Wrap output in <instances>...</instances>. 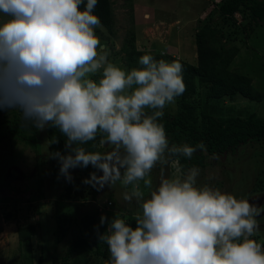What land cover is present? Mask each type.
Returning a JSON list of instances; mask_svg holds the SVG:
<instances>
[{
	"label": "clouds",
	"instance_id": "1",
	"mask_svg": "<svg viewBox=\"0 0 264 264\" xmlns=\"http://www.w3.org/2000/svg\"><path fill=\"white\" fill-rule=\"evenodd\" d=\"M97 2L0 0L6 17L0 18V110H16L24 126L50 125L67 137L69 154L52 156L67 181L70 169L91 165L103 175L93 172L84 182L99 185L98 191L117 182L131 186L123 198L140 205L136 227L115 214L99 237L110 253L105 264H264V245L251 239L260 230L257 218L264 206L198 186L197 167L182 178L161 175L152 189L148 177L157 162L180 155L191 159L205 148L203 143L169 147L158 122L186 90L183 65L151 55L141 56V67L130 71L109 62L95 32L102 26L93 14ZM97 74L98 80L91 78ZM98 134L112 146L110 152L79 146ZM140 181L149 189L148 199ZM106 219L102 216L101 224Z\"/></svg>",
	"mask_w": 264,
	"mask_h": 264
},
{
	"label": "rangeland",
	"instance_id": "2",
	"mask_svg": "<svg viewBox=\"0 0 264 264\" xmlns=\"http://www.w3.org/2000/svg\"><path fill=\"white\" fill-rule=\"evenodd\" d=\"M218 2L219 0H131L130 9L128 0H113L115 35L108 34L103 26L97 27L95 32L101 44L107 47L109 62L127 71L122 62L121 47L130 30L135 33L137 49H147L195 64V32L205 23L215 25L219 29L220 45L225 48L232 45L239 47L231 69L249 75L254 87L264 94V20L257 26L254 25L252 30H246L247 21L235 14L237 22L224 24L217 12ZM0 18L6 19L3 14H0ZM238 20L241 21L240 24ZM91 78L98 80L99 74ZM202 95L198 92L196 97L199 99V112L201 109H209L211 115L221 118L246 119L251 115L264 118V99L250 101L236 96L232 100L224 98L215 101L214 105L203 106ZM164 111L165 115H174L176 102L175 105L167 106ZM2 113L7 119H11L16 113L20 114L16 110H3ZM28 135L24 131L0 142V264L58 263L59 256L77 233V228L72 225L62 242L55 240L54 203L58 201L60 193L65 192L69 183L72 184V197L63 200L61 204L70 209L73 217L80 218V204L85 202L98 210L97 220L99 219L100 225L101 217L107 218L104 223L106 229L117 212L126 218L129 225L131 221L135 222L134 217L140 211V205L135 198L131 202L123 198L125 192L131 191V186L125 188L120 182L112 187L105 184L94 195L99 185L93 187L84 182L91 180L88 167L70 169L72 181L69 182L60 174L59 161V166L49 165L46 127L39 129L35 141L26 143L25 137ZM99 147L102 153L112 150V146L108 144L101 143ZM197 157L200 159L197 167L200 169L198 186L218 188L237 199H248L251 203L264 206V141L251 140L235 153L217 156H209L204 150H198L192 159ZM167 161L164 164L157 162L148 177L152 181L153 190L159 186L161 175L173 179L182 178L188 172L183 173L172 157H167ZM102 175L99 172V176ZM139 184L144 192V199H148L149 189L144 187L143 181ZM6 217L10 219L7 220ZM257 219L260 225L257 234L263 245L264 213ZM29 224L36 225L37 234L32 237V248L26 250L19 244L18 228Z\"/></svg>",
	"mask_w": 264,
	"mask_h": 264
},
{
	"label": "trees",
	"instance_id": "3",
	"mask_svg": "<svg viewBox=\"0 0 264 264\" xmlns=\"http://www.w3.org/2000/svg\"><path fill=\"white\" fill-rule=\"evenodd\" d=\"M129 1V8L132 9ZM86 2V0H85ZM83 10V5L81 6ZM217 12L222 23H235V14H239L242 20L247 21L246 30H252L264 20V0H219ZM94 15L98 16L101 25L110 35H115V20L113 11V0H98L94 10ZM238 24H240L238 22ZM219 29L215 25L205 23L194 34L196 46V63L190 64L184 60L168 57L154 53L147 49L136 48L135 33L130 30L124 39L121 53L122 62L127 71L133 68H140L138 61L143 55H151L156 60H166L168 62L179 61L183 65V81L186 85L185 92L176 98V113L174 115H164L158 122L163 123L169 141V147L173 144L180 146L189 144L195 146L203 143L204 151L209 156H217L227 153H235L241 146L248 144L251 140L264 141V118L251 115L246 119L239 117L221 118L211 115L209 109H201L199 112L198 92H201L204 105H214V102L224 98L233 99L236 96L250 101H261L264 94L258 91L252 78L247 74H242L231 69V66L239 53V47H223L218 36ZM0 110V142L11 139L14 135L24 131L29 135L25 137V142L35 141V136L39 129L28 125L24 126L21 115L16 113L11 119H7ZM48 142V159L50 166H56L58 159L52 158L53 154L60 152L63 155L69 154L70 150L65 147L67 137L58 128L46 126ZM102 136L97 135L94 141L79 145L88 151L102 152L99 147ZM58 141V142H57ZM77 145H73L76 147ZM198 151V150H197ZM180 166V170L186 173L191 167H198L200 159H188L182 155L172 156ZM54 170V169H53ZM57 170V169H56ZM89 175L93 172L99 177V170L88 166ZM54 173H57L54 170ZM57 177V174H55ZM91 177V175H90ZM80 182L79 179H77ZM259 184V183H257ZM256 184V186H257ZM263 185V184H261ZM255 186V190H256ZM260 187V186H259ZM262 187V186H261ZM260 187V189H262ZM257 191V190H256ZM261 191V190H260ZM99 191H94L97 194ZM84 198L83 194H80ZM72 197V184L65 187V192L60 193L58 201L55 202V240L62 242L71 226L77 228V233L70 240L64 253L59 256L57 264H105L110 258L107 245L100 241L99 237L107 232L105 224L100 225L98 210L89 203L80 204V218L72 216L70 209L61 202ZM111 202V201H109ZM9 220V217H6ZM130 226L135 228V222L131 221ZM37 227L34 224L18 228V240L20 246L26 250L32 248V237L36 236ZM257 242L259 235L252 237ZM263 243V241L261 242ZM264 245V244H263ZM28 259V257H27ZM41 260V258H40Z\"/></svg>",
	"mask_w": 264,
	"mask_h": 264
},
{
	"label": "built area",
	"instance_id": "4",
	"mask_svg": "<svg viewBox=\"0 0 264 264\" xmlns=\"http://www.w3.org/2000/svg\"><path fill=\"white\" fill-rule=\"evenodd\" d=\"M110 204V203H109Z\"/></svg>",
	"mask_w": 264,
	"mask_h": 264
}]
</instances>
